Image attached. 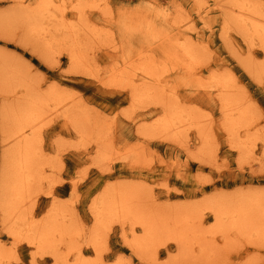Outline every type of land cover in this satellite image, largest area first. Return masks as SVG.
<instances>
[{
    "label": "rangeland",
    "instance_id": "rangeland-1",
    "mask_svg": "<svg viewBox=\"0 0 264 264\" xmlns=\"http://www.w3.org/2000/svg\"><path fill=\"white\" fill-rule=\"evenodd\" d=\"M52 1L39 18L40 0H0V176L5 159L13 170L16 112L45 101L27 133L34 181L15 211L10 192L0 208V264H264V39L253 35L264 0ZM119 192L129 214L99 218L100 198ZM242 202L243 218L217 223L216 206ZM30 222L58 228L53 249L27 242L39 238L25 237ZM146 226L159 235L139 256L128 241Z\"/></svg>",
    "mask_w": 264,
    "mask_h": 264
},
{
    "label": "bare ground",
    "instance_id": "bare-ground-1",
    "mask_svg": "<svg viewBox=\"0 0 264 264\" xmlns=\"http://www.w3.org/2000/svg\"><path fill=\"white\" fill-rule=\"evenodd\" d=\"M42 1V3H40V5H41V9L38 7V5H37V7L40 9H36V8H34V11L36 12V10L38 11V12H36L35 13V15L37 14V16L36 17H39V18H41L44 14H46V11H48L49 10V8L51 9V5H53V1L52 0H40V2ZM64 1V0H63ZM82 1V0H81ZM52 2V3H51ZM71 2V1H70ZM229 2V1H228ZM63 3V2H62ZM65 3V2H64ZM232 3V2H231ZM230 3V4H231ZM78 4H80V2L78 3ZM81 4H83V3H81ZM80 4V5H81ZM61 5V4H60ZM60 5H58V6H60ZM66 5V4H65ZM65 5H63V6H65ZM86 5V4H85ZM92 5V4H91ZM95 5V4H94ZM235 5V4H234ZM51 6V7H50ZM84 6V5H83ZM87 6V5H86ZM97 6V5H96ZM95 6V7H96ZM232 6H233V4H232ZM54 8L56 7V6H53ZM75 8L77 7V6H74ZM88 7H89V5H88ZM97 7H99V5L97 6ZM79 9H80V7H78ZM77 8V11H79V9ZM82 8H84V7H82ZM81 8V9H82ZM92 8H94V7H92ZM36 9V10H35ZM58 9H60V8H58ZM62 9V8H61ZM66 9V8H65ZM80 9V10H81ZM86 9H87V7H86ZM235 9V8H234ZM74 10V9H73ZM84 10V9H83ZM82 10V11H83ZM91 10V9H90ZM105 10V9H104ZM50 11V10H49ZM48 11V12H49ZM58 12H59V10H57ZM100 11H101V9H100ZM66 12H67V9H66ZM32 13V12H31ZM51 13V12H50ZM50 13H48L49 14V17H50ZM62 13V12H61ZM83 13V12H82ZM161 13V12H160ZM52 15L51 16H54L53 15V12L51 13ZM63 14H65V12L63 13ZM84 14H85V12H84ZM62 15V14H61ZM165 15V14H164ZM259 15V14H258ZM234 16H236V15H234ZM257 16V15H256ZM260 16V15H259ZM28 17H30V16H28ZM32 17V16H31ZM55 17V16H54ZM83 17V16H82ZM81 17V18H82ZM136 17H137V15H136ZM182 17V16H181ZM261 17V16H260ZM259 17V18H260ZM35 18V17H34ZM34 18H33V21H34ZM44 18V17H43ZM45 18H48V16L47 17H45ZM44 18V19H45ZM143 18V17H142ZM145 18V17H144ZM32 18H30L29 20H31ZM36 19V18H35ZM38 19V18H37ZM83 19V18H82ZM261 19H262V17H261ZM39 21H40V19H38ZM49 20V19H48ZM56 20V19H55ZM43 21L44 20H42V23H43ZM51 21V20H50ZM61 21V18H60V20H59V22ZM62 21H64V20H62ZM34 24H35V22H33ZM40 23V22H39ZM51 23H53V22H51ZM58 23V22H57ZM63 24L65 23V22H62ZM60 24V26L61 25H63V24ZM168 23V22H167ZM170 23V22H169ZM244 23H246V22H244ZM55 24V23H54ZM54 24L52 25V26H54ZM70 24V23H69ZM72 24V23H71ZM90 24V23H89ZM259 24V23H258ZM257 24V22H256V26L254 27V32H255V34H253L252 32H251V34H253V35H257V36H260V37H262L263 39H264V26H262L261 27V25H260V27L259 26H257L258 25ZM39 25V24H38ZM37 25V26H38ZM56 25V27H58L57 26V24H55ZM76 25V24H75ZM41 26H43V25H41ZM68 26V25H67ZM67 26H65V27H67ZM77 26H79V25H77ZM247 26H248V24H247ZM39 27V26H38ZM62 27V26H61ZM42 28V27H41ZM40 28V29H41ZM48 28H50V27H48ZM63 28V27H62ZM62 28H59V29H62ZM71 28V27H70ZM173 28V27H172ZM65 29V28H64ZM69 29V28H68ZM149 29V28H148ZM232 29V28H231ZM235 29V28H234ZM43 30V29H42ZM45 30V32H47L46 31V29H44ZM73 30H74V28H73ZM72 30V31H73ZM104 30H106V29H104ZM163 30V29H162ZM233 30V29H232ZM51 31V30H50ZM49 31V32H50ZM57 31V30H56ZM71 31V30H70ZM235 31V30H234ZM42 32V31H41ZM49 32H47L48 33V35H49ZM59 32V31H58ZM68 32V31H67ZM101 32V31H100ZM39 33H40V31H39ZM51 33V32H50ZM91 33V32H90ZM238 33V32H237ZM53 34V33H52ZM52 34H50V35H52ZM92 34V33H91ZM41 35V34H40ZM47 35V34H46ZM46 35H45V37H46ZM72 35V34H71ZM87 35V34H86ZM93 35V34H92ZM97 36H98V34H97ZM99 36H101V35H99ZM155 36H157V35H155ZM164 36V35H163ZM248 36H250V35H248ZM256 36V37H257ZM66 37H68L67 35H66ZM165 37V36H164ZM244 37V36H243ZM243 37H241V38H243ZM52 38H54L53 37V35H52ZM51 38V39H52ZM56 38V37H55ZM54 38V39H55ZM94 38H95V36H94ZM98 38V37H97ZM126 38V37H125ZM152 38V37H151ZM247 38V37H246ZM246 38H244V40L246 39ZM250 38V37H249ZM258 38V37H257ZM262 38H259L260 40L262 39ZM50 39V40H51ZM63 39V38H62ZM124 39V38H123ZM155 39V38H154ZM168 39H170V38H168ZM172 39V38H171ZM258 39V40H259ZM56 40V39H55ZM68 40V39H67ZM74 40V39H73ZM156 40V39H155ZM154 40V41H155ZM180 40V39H179ZM189 40V39H188ZM247 40H248V38H247ZM251 40V39H250ZM102 41V40H101ZM170 41V40H169ZM262 41V40H261ZM53 42V41H52ZM65 42V41H64ZM100 42V41H99ZM178 42V41H177ZM187 43H188V41H186ZM193 42V41H192ZM73 43V42H72ZM172 43H173V41H172ZM101 44V43H100ZM103 44H104V42H103ZM174 44V43H173ZM177 44V43H176ZM250 44H251V42H250ZM53 45V44H52ZM75 45V44H74ZM175 45V44H174ZM181 45V44H180ZM186 45V44H185ZM253 45H254V43H253ZM177 47H178V45H177ZM177 47H175L176 49H177ZM201 47V46H200ZM69 48V47H68ZM91 48V47H90ZM172 48H174V47H172ZM186 48V47H185ZM185 48H183V50L185 49ZM189 48H190V46H189ZM192 48V47H191ZM193 48H194V46H193ZM192 48V49H193ZM202 48V47H201ZM75 49V48H74ZM178 50V49H177ZM181 50H182V48H181ZM187 50V49H186ZM94 51V50H93ZM188 51V50H187ZM186 51V52H187ZM204 51V50H203ZM177 52V51H176ZM186 52H184V53H186ZM194 52V51H193ZM71 53V52H70ZM75 54V53H74ZM186 54H188V53H186ZM189 56H190V52H189V54H188ZM81 56V55H80ZM187 56V55H186ZM154 57V56H153ZM192 57V56H191ZM190 57V58H191ZM124 58H125V56H124ZM140 58V57H139ZM180 58V57H179ZM74 59V58H73ZM151 59V58H150ZM155 59V58H154ZM193 59H196V58H193ZM140 60H141V58H140ZM184 60V59H183ZM190 60V59H189ZM126 61V60H125ZM135 61V60H134ZM149 61H151V60H149ZM149 61H146V62H148L149 63ZM191 61V60H190ZM197 61H199V60H197ZM197 61H195V62H197ZM142 62V61H141ZM189 62V61H188ZM133 63V62H132ZM147 63V64H148ZM183 63V62H182ZM191 63V62H190ZM150 64V63H149ZM193 64V63H192ZM143 65V64H142ZM131 66V65H130ZM135 66V65H134ZM139 66V65H138ZM140 66H141V64H140ZM153 66V65H152ZM158 66V65H157ZM187 66V65H186ZM142 67V66H141ZM140 67V68H141ZM197 67H198V65H197ZM114 68V67H113ZM112 68V69H113ZM138 68V67H137ZM148 68H150V67H148ZM156 68V67H155ZM186 68V67H185ZM193 67H191V69H192ZM154 69V68H153ZM152 69V70H153ZM158 69V68H157ZM174 69H176V68H174ZM120 70V69H119ZM143 70V69H142ZM111 71V70H110ZM125 71H126V68H125ZM125 71H123V72H125ZM145 71V70H144ZM159 71V70H158ZM113 72V71H112ZM122 72V71H121ZM137 72H138V70H137ZM146 72V71H145ZM192 72V71H191ZM119 73V72H118ZM120 74V73H119ZM118 74V75H119ZM134 74V73H133ZM149 74H150V72H149ZM127 75V74H126ZM120 76V75H119ZM130 76V75H129ZM113 77H114V75H113ZM214 77V76H213ZM217 77V76H216ZM221 77V76H220ZM220 77L218 78L219 80H220ZM177 78V77H176ZM221 79H223V78H221ZM224 79H226L225 77H224ZM223 79V81H225ZM212 80H213V78H212ZM111 81H113V80H111ZM110 81V82H111ZM146 81V80H145ZM184 81V80H183ZM216 82V80H213V82ZM218 81V80H217ZM229 80H227L226 79V81H225V83L226 82H228ZM125 82L127 83V81L125 80ZM144 82V81H143ZM187 82V81H186ZM193 82V81H192ZM200 82H201V80H200ZM204 82V81H203ZM208 82H210V81H208ZM220 81H218V83H219ZM114 83V82H113ZM204 83H206V82H204ZM132 84V83H131ZM136 84V83H135ZM150 84V83H149ZM178 84V83H177ZM180 84V83H179ZM199 84H201V83H199ZM203 84V83H202ZM228 84V83H227ZM127 85V84H126ZM190 85V84H189ZM217 85V84H216ZM219 85V84H218ZM225 85V84H224ZM149 86H151V85H149ZM201 86V85H200ZM203 86V85H202ZM226 86V85H225ZM126 87V86H125ZM129 87V86H128ZM199 87V86H198ZM224 87V86H223ZM222 87V88H223ZM203 88V87H202ZM224 89V88H223ZM207 90V89H206ZM225 90V89H224ZM176 92H177V90H176ZM65 93V92H64ZM143 94V93H142ZM147 95V94H146ZM164 95V94H163ZM162 95V96H163ZM228 95V94H227ZM142 96V95H141ZM149 96H151V95H149ZM152 97V96H151ZM150 97V98H151ZM158 97V96H157ZM134 98V97H133ZM146 98V97H145ZM153 98V97H152ZM158 99H160V98H158ZM232 99V98H231ZM134 100V99H133ZM136 100V99H135ZM176 100H178L177 99V97H176ZM25 101V100H24ZM180 101V100H179ZM226 101H227V99H226ZM226 101H224V102H226ZM27 102V101H26ZM26 102H24V104H26ZM140 102V101H139ZM155 102H158V101H155ZM154 102V103H155ZM136 103V102H135ZM152 103V102H151ZM160 103V102H159ZM227 103V102H226ZM230 103V102H229ZM235 103V102H234ZM237 103V102H236ZM23 104V106H22V108L21 109H19L18 111L19 112H16V116H15V118H14V121H13V123H14V136L16 137L17 136V138L19 139V141L17 142L18 144H17V148L14 150V152H16L15 154H16V158H15V160H14V163L13 164H10V166L12 165L13 166V170H12V172L10 171V169H9V171L11 172L10 173V175H8L9 177H7V172H6V170H7V167H8V161L5 159V163H4V169L2 170V173H1V179H0V190H1V193H0V208L2 209V210H4V200L6 199L5 198V196H7V195H10L11 194V196H12V198L13 199H11V201H13V203H11L10 204V206L11 205H13L14 207V209H12V210H16L17 209V204H18V202L20 203L23 199H24V197H23V195L25 194V193H27L28 192V190H29V188H30V186H31V184H32V182L34 181V178H31V171L33 170V166H34V164H37V163H34V161H33V159L35 158V156H37V155H35L34 153H35V149H36V143L34 144V146L32 145L33 144V139H35V140H37L36 139V137L37 136H35V135H38V134H36V132H32L33 134H34V136L32 135V133L30 134V135H32L33 136V138H32V136L30 137L31 139H29V135L27 134L29 131H31L33 128H34V124L41 118L42 119V117H41V115H42V112H43V107H44V105H45V101H43V98L42 99H40L39 101H30V102H27V104L26 105H24ZM155 104H158V103H155ZM222 104V103H221ZM231 104H232V102H231ZM238 104H239V102H238ZM237 104V105H238ZM62 105V104H61ZM138 105V104H137ZM144 105V104H143ZM147 105V104H146ZM141 106V105H140ZM142 107V106H141ZM145 107V106H144ZM231 107H233V106H231ZM3 109H1L2 110V119H1V130H2V132L6 135V132H7V128H6V122H7V114L9 113V109L8 108H4V107H2ZM131 108H133V107H131ZM137 108V107H136ZM139 108V107H138ZM226 108V107H225ZM171 109V108H170ZM194 109V108H193ZM129 110V109H128ZM167 110V109H166ZM186 110V109H185ZM225 110V109H224ZM227 110V109H226ZM16 111V110H15ZM137 111V110H136ZM180 111V110H179ZM200 111V110H199ZM49 112V111H48ZM184 112H186V111H184ZM191 112V111H190ZM183 113V112H182ZM182 113L180 114V113H176V118H173L172 120H180L181 122L183 121L182 119L183 118H180V117H183V115H182ZM229 113V112H228ZM231 113V112H230ZM229 113V114H230ZM233 113V112H232ZM231 113V114H232ZM235 113V112H234ZM175 114V113H174ZM230 114V115H231ZM15 115V114H14ZM45 115V114H44ZM47 115V114H46ZM234 115V114H233ZM132 116V115H131ZM227 116V115H226ZM229 116V115H228ZM189 117H191V116H189ZM201 117V116H200ZM230 117V116H229ZM87 118V117H86ZM166 118V117H165ZM171 118H172V116H171ZM209 118V117H208ZM227 118V117H226ZM232 118V117H231ZM230 118V119H231ZM244 118V117H243ZM43 119H44V117H43ZM194 119V118H193ZM188 120V119H187ZM72 121V120H71ZM168 121V120H167ZM170 121V120H169ZM179 121V122H180ZM229 121V120H228ZM228 121H226V123L228 122ZM48 122V121H47ZM78 122V121H77ZM89 122V121H88ZM87 122V123H88ZM186 122V121H185ZM184 122V123H185ZM240 122V121H239ZM39 123V122H38ZM37 123V124H38ZM187 123V122H186ZM169 124V123H168ZM182 124V123H181ZM228 124V123H227ZM226 124V127L228 126ZM77 125V124H76ZM144 125V124H143ZM175 125H176V123H175ZM183 125V124H182ZM229 125L231 126V124L229 123ZM190 126V125H189ZM42 127V126H41ZM46 127V126H45ZM76 127V126H75ZM197 127V126H196ZM224 127V126H223ZM233 127V126H232ZM241 127V126H240ZM243 127V126H242ZM38 128V127H37ZM39 128H40V126H39ZM175 128V127H174ZM188 128V127H187ZM192 128V127H191ZM195 128V127H194ZM234 128H236L235 126H234ZM164 129V128H163ZM173 129V128H172ZM185 129V128H184ZM227 130V129H226ZM231 130V129H230ZM9 131V130H8ZM38 131H39V129H38ZM41 131H43V130H41ZM233 131V130H232ZM178 132V131H177ZM234 132V131H233ZM236 132V131H235ZM41 133V132H40ZM176 133V132H175ZM230 133V132H229ZM27 134V135H26ZM180 134V133H179ZM184 134V133H183ZM174 135H176V134H174ZM205 136V135H204ZM39 137V136H38ZM178 137V136H177ZM169 138V137H168ZM12 139H14V137H12ZM39 139V138H38ZM34 142H37V141H34ZM39 142V141H38ZM16 145V144H15ZM39 145V144H38ZM80 145V144H79ZM75 146V145H74ZM33 147H35V148H33ZM78 147V146H77ZM203 148V147H202ZM13 149H14V147H13ZM32 149H33V151H32ZM203 150V149H202ZM106 151H108V150H106ZM99 153V152H98ZM105 154V153H104ZM7 155V154H6ZM35 155V156H34ZM10 156V155H9ZM14 156V155H13ZM104 156V155H103ZM10 159V158H9ZM104 159V158H103ZM111 159V158H110ZM11 160V159H10ZM36 160V159H35ZM102 160V159H101ZM107 160V159H106ZM8 162V163H7ZM135 163V162H134ZM139 163V162H138ZM43 165V164H42ZM144 165V164H143ZM41 167V166H40ZM43 168V167H42ZM198 177V176H197ZM9 178V179H8ZM42 178V177H41ZM45 178V177H44ZM200 180V179H199ZM127 181V180H126ZM206 182V181H205ZM130 183V182H129ZM207 184V183H206ZM143 186H145V184L143 185ZM129 188V187H128ZM131 189V188H130ZM10 192V194H8ZM39 192V191H38ZM133 192V191H132ZM6 193H7V195H6ZM109 193V192H108ZM115 193V192H114ZM124 193V192H123ZM122 193V194H123ZM237 193V192H236ZM120 196H118V200L121 198V192H119L118 193ZM126 193H124V195H125ZM128 194H130V193H128ZM257 194V193H256ZM26 195V194H25ZM123 195V196H124ZM10 196V197H11ZM109 196H111V197H113V195H109ZM109 196H107V197H109ZM122 196V198L119 200L120 202H118L117 200H116V198H117V194H116V196L114 195V199H111V197H110V199L109 200H107L106 199V196L104 197H101L100 198V200L99 201H102L101 202V204L103 205L102 206V210H100V208H99V210H98V212H97V214H98V217L99 218H101L100 216L102 215H106L107 213H110V212H112L113 210H115V211H117V212H119L118 211V209L117 208H121L122 207V210H124V209H126V207H125V205H129V204H127L128 202H126V200H128L130 197L127 195V197H129V198H126V200H125V197L126 196H124L123 197ZM138 196V195H137ZM136 196V197H137ZM9 197V196H8ZM7 197V198H8ZM9 197V198H10ZM120 197V198H119ZM140 197V196H139ZM151 197V196H150ZM104 200H103V199ZM142 198V197H141ZM258 198V197H257ZM140 199V198H139ZM137 200V199H136ZM258 200V199H257ZM129 201V200H128ZM9 202V201H8ZM23 202V201H22ZM56 202V201H55ZM6 203V202H5ZM144 203V202H143ZM7 204V203H6ZM63 204V203H62ZM137 204H139V203H137ZM145 204V203H144ZM174 204V203H173ZM176 204V203H175ZM180 204V203H179ZM53 205H54V203H53ZM117 205H119L118 207H117ZM134 205H136V204H134ZM256 205V204H255ZM10 206L8 207V208H10ZM98 206H99V204H98ZM97 206V207H98ZM130 206L131 205H129V206H127V207H129L130 208ZM139 206V205H138ZM171 206V205H170ZM55 206H53V208H54ZM132 207V206H131ZM7 208V207H6ZM52 208V209H53ZM124 208V209H123ZM228 208V206L226 207H224V206H222V205H218V207L216 206L214 209H215V214H216V216H217V223L219 224V225H221V226H224V223H225V219H228L229 217H232L233 215H236V216H238V218H243V216H244V213H246L247 211H248V206L246 205V204H244V202H242L239 206H238V208H234V209H227ZM57 209V208H56ZM65 209V208H64ZM131 209V208H130ZM263 209V208H262ZM23 210H25L24 208H23ZM58 210V209H57ZM120 210V209H119ZM6 211V210H5ZM138 211V210H137ZM183 211V210H182ZM12 212V211H11ZM57 212V211H56ZM63 212L64 211H62L61 213H62V216H63ZM68 212V211H67ZM129 212H130V210L128 209H126V214H129ZM135 212V211H134ZM60 213V214H61ZM125 213V212H124ZM175 213V212H174ZM7 214V213H6ZM12 214V213H11ZM54 214V213H53ZM59 214V213H58ZM65 215H66V213H64ZM125 214V215H126ZM20 215V214H19ZM19 215H17V217L19 216ZM114 215V214H113ZM176 215V214H175ZM187 215V214H186ZM58 216V215H57ZM61 216V215H60ZM110 215L108 214V219L110 220V217H109ZM167 216V215H166ZM174 216V215H173ZM180 216H182V215H180ZM65 217V216H64ZM63 217V218H64ZM149 217V216H148ZM19 218V217H18ZM21 218V217H20ZM19 218V220L20 221H27V217H24V218H22V219H20ZM59 218H60V220H61V217H59L58 216V218H52L51 217V219H58V222H59ZM70 218V217H69ZM118 217L116 216V219H117ZM128 218V217H127ZM16 219V218H15ZM25 219V220H24ZM129 219V218H128ZM150 219V218H149ZM169 219V218H168ZM181 219V218H180ZM190 219V218H189ZM44 220V219H43ZM63 220V219H62ZM65 220H67V218L65 217ZM113 220H115L114 218H113ZM127 220V219H126ZM141 220V219H140ZM147 220V219H146ZM161 220V219H160ZM15 221V220H14ZM34 221V220H33ZM103 221H105V220H103ZM102 221V222H103ZM122 221V220H121ZM124 221V220H123ZM139 221V220H138ZM145 221V220H144ZM143 220H142V222H144ZM148 221V220H147ZM40 222V221H39ZM47 222V221H46ZM49 222L50 221H48V224H49ZM52 222H54V220L52 221ZM61 222V221H60ZM63 222H64V220H63ZM63 222H61V224L59 223V225H62L63 224ZM101 222V221H100ZM114 222V221H113ZM186 222V221H185ZM199 222V221H198ZM22 223V222H21ZM70 223H71V220H70ZM105 223V222H104ZM107 223V222H106ZM118 223V222H117ZM125 223V222H124ZM139 223V222H138ZM145 223V225H146V222H144ZM143 223V224H144ZM163 223H164V221H163ZM238 223V222H237ZM236 223V224H237ZM30 225H32V226H29L28 227V231H27V233L25 234V237H29V236H32V233H33V235H36L37 237H39L38 239H36L35 241H33V240H31V239H28L27 240V242L29 241L32 245H34V246H36V247H40V246H44L45 245V243L47 242V241H51L52 240V235H55V233H57V229L55 228H51V225L53 224V223H51V225H48V226H45V224L44 225H42V226H39V224H37V223H35V224H32L31 222L29 223ZM29 224H27V226L29 225ZM56 224H58L57 223V221L55 220V224H53V226L55 225L56 226ZM126 224V223H125ZM148 224H149V222H148ZM147 224V226H149ZM165 224V223H164ZM198 224V223H197ZM200 224V223H199ZM223 224V225H222ZM33 225H35V226H33ZM47 225V224H46ZM59 225H57L58 227H59ZM152 226H153V224H151ZM151 225L149 226V227H151ZM157 225V224H156ZM187 225V224H186ZM26 226V227H27ZM63 226V225H62ZM103 226V225H102ZM147 226H146V228H147ZM192 226V225H191ZM230 226H232V224L230 225ZM61 227V226H60ZM64 227H65V225H64ZM111 227V226H110ZM144 228V230H145V226H143ZM148 227V228H149ZM169 227V226H168ZM195 227V226H194ZM210 227H212V226H210ZM219 227V226H218ZM106 228V227H105ZM147 228V230H148V232H147V234H146V232L144 233V235H142V237H137V238H135L134 240H132V241H128V245H129V247L131 248V250H133V252H135L136 253V255H139V256H141L140 255V251L141 250H143V247L145 248L146 246H149V244L150 243H152L153 242V240H154V235L156 234V236H158L159 235V232H153V227L152 228H149L148 229ZM156 228V227H155ZM155 228H154V230H155ZM219 228H221V227H219ZM223 228V227H222ZM62 229V228H61ZM61 229H59L58 231H61ZM73 229V228H72ZM102 229V228H101ZM167 229L168 228H166V231H167ZM13 230V229H12ZM11 230V231H12ZM107 230V229H106ZM156 230H157V228H156ZM159 230V229H158ZM161 230V229H160ZM182 230V229H181ZM217 230H218V228H217ZM18 231H22V230H18ZM17 230H15L14 232H15V234L18 232ZM62 231H64V229H62ZM164 231H165V228H164ZM180 231V230H179ZM14 232L12 231V234L13 235H15L14 234ZM76 232V231H75ZM162 232V231H161ZM160 232V233H161ZM182 232H185V231H182ZM182 232H180V233H182ZM186 232H187V230H186ZM19 234L18 235H23L22 233H20V232H18ZM29 233V234H28ZM30 233H31V235H30ZM155 233V234H154ZM157 233H158V235H157ZM11 234V235H12ZM28 234V236H26ZM69 234V233H68ZM77 234V233H76ZM75 234V235H76ZM177 234V233H176ZM221 234V233H220ZM227 234H229V233H227ZM59 235H60V233H59ZM98 235V234H97ZM61 236H62V234H61ZM155 236V237H156ZM163 234H162V238H163ZM215 236V235H214ZM72 237V236H71ZM78 237H79V235H78ZM160 237V236H159ZM18 238H21V236H18ZM23 238V237H22ZM36 238V237H35ZM56 237L54 236V239H55ZM73 238V237H72ZM71 238V239H72ZM93 238H94V236H93ZM177 238V237H176ZM228 238V237H227ZM91 239H92V237H91ZM99 239V238H98ZM222 239V238H221ZM94 240V239H93ZM156 240H159V239H156ZM172 240H173V238H172ZM55 241H58L57 239H55L53 242L51 241V247L53 246V244H54V246H55ZM60 241H62V240H60ZM92 241V240H91ZM96 241H98V240H96ZM53 243V244H52ZM73 243V242H72ZM96 243V242H95ZM98 243V242H97ZM108 243V242H107ZM213 243V242H212ZM211 243V244H212ZM60 244V243H59ZM101 244H103V243H101ZM48 245V244H47ZM46 246V245H45ZM49 246V245H48ZM47 246V247H48ZM53 246V247H54ZM71 246V245H70ZM97 245H95V247H96ZM104 246V245H103ZM158 246V245H157ZM50 247V248H51ZM53 247H52V249H53ZM72 247V246H71ZM74 247V246H73ZM79 247V246H78ZM94 247V246H93ZM237 247V246H236ZM210 248V247H209ZM13 249V248H12ZM71 249H73V248H71ZM78 249V248H77ZM80 249V248H79ZM101 249V248H100ZM228 249V248H227ZM233 249V248H232ZM41 250V249H40ZM71 251V250H70ZM95 251V250H94ZM228 251V250H227ZM13 252V251H12ZM56 252V251H55ZM220 252V251H219ZM70 253H72V251L70 252ZM98 253V252H97ZM100 253V252H99ZM209 253V252H208ZM214 253H215V251H214ZM216 253H217V251H216ZM15 254V253H14ZM80 254V253H79ZM13 255V254H12ZM18 255V254H17ZM81 255V254H80ZM99 255H101V254H99ZM98 255V256H99ZM151 255V254H150ZM10 256V255H9ZM55 256V255H54ZM155 256V255H154ZM56 257V256H55ZM148 257V256H147ZM157 257V256H156ZM208 257V256H207ZM61 258V257H60ZM60 258H57V259H60ZM79 258V257H78ZM84 258V257H83ZM143 260H145L146 258H145V256L143 255L142 257H141ZM203 258V257H202ZM241 258V257H240ZM1 259V258H0ZM15 259V258H14ZM66 259V258H65ZM64 259V260H65ZM89 259V258H88ZM149 259H150V256H149ZM200 259V258H199ZM198 259V260H199ZM218 259V258H217ZM18 260V259H17ZM78 260V259H77ZM80 260V259H79ZM93 260V262H94V260L95 259H92ZM9 261V260H8ZM87 261V260H86ZM89 261V260H88ZM87 261V262H88ZM149 261V260H148ZM158 261V260H157ZM80 262V261H79ZM83 262H84V260H83ZM97 262V261H96ZM150 262V261H149ZM201 262V261H200ZM86 263V262H85ZM98 263V262H97ZM150 263H152V262H150ZM66 264V263H65ZM69 264V263H68ZM78 264V263H77ZM88 264V263H87ZM154 264V263H153Z\"/></svg>",
    "mask_w": 264,
    "mask_h": 264
}]
</instances>
